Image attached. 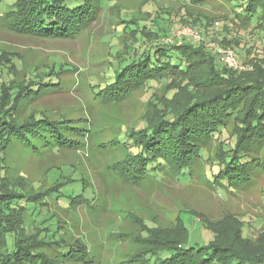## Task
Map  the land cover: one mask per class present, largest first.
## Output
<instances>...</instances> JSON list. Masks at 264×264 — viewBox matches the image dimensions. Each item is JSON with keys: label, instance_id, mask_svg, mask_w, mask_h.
I'll list each match as a JSON object with an SVG mask.
<instances>
[{"label": "rangeland", "instance_id": "1", "mask_svg": "<svg viewBox=\"0 0 264 264\" xmlns=\"http://www.w3.org/2000/svg\"><path fill=\"white\" fill-rule=\"evenodd\" d=\"M15 1L0 4V117L41 125L34 133L11 135L0 150V205L20 198V206H11L18 214L13 218H18V236L29 237L36 243L34 251L50 258L60 256L61 246L79 245L88 264H123L142 259L159 244L188 239L206 245L216 234L220 245L264 264L263 171L233 191L210 181L224 150L235 145L245 102L205 144L191 175L178 176L166 166L164 173L143 178L119 171L128 155L121 144L124 137L163 116L172 117L192 94L222 89L209 84V65L195 62L191 73L199 84L194 82L193 89L176 91L166 78L141 86L122 102L104 103L98 95L123 67L152 47L174 40L180 44L184 38L204 44L220 65L214 48L232 50L241 64L232 68L241 74L239 80L252 78L262 61L247 57L264 60V29L256 17L235 19L233 9L243 10L236 0L205 5H196V0H105L97 19L79 36L43 38L8 27L5 18L16 8ZM199 18L211 25L194 24ZM192 32L201 39L195 40ZM224 35L239 38L240 45L218 43ZM18 92L23 100L13 110ZM46 119L56 127H43ZM60 134L80 141L63 144ZM63 264L87 263L65 258Z\"/></svg>", "mask_w": 264, "mask_h": 264}, {"label": "trees", "instance_id": "2", "mask_svg": "<svg viewBox=\"0 0 264 264\" xmlns=\"http://www.w3.org/2000/svg\"><path fill=\"white\" fill-rule=\"evenodd\" d=\"M4 1L6 0H0V4ZM207 1L209 0H196L195 3L205 5ZM236 1L240 2L238 6H242L243 10L233 9L234 18L238 21H251L256 17L258 27L264 29V0ZM104 2L105 0H16V8L7 13L5 20L8 27L20 33L43 38H74L97 19ZM193 23L206 28L211 25V21L205 18L195 19ZM181 40L180 44H176L174 40V43H165V46H154L146 56L123 67L112 82L98 90L100 99L104 103L122 102L141 86L166 78L171 79L172 89L176 91L182 87L193 89L199 82H195L191 72L195 62L199 61L203 65H209V84L222 89L204 96L192 94L172 117L163 116L124 137V141L120 142L128 155L121 160L122 167L119 171L124 175L131 173L143 178L147 174L157 176L164 173L166 166L174 169L178 176L191 175L193 165L202 156L205 144L225 129L226 122L233 117L236 108L245 102L242 114L238 115L235 145L228 143L229 147L224 150L219 162L220 169L210 179L225 191L245 187L252 180L254 172L260 169L264 173V60L247 57L253 62H262L257 63L259 66L252 78L242 81L239 80L241 74L224 63L220 65L204 44H196L186 38ZM218 43L238 47L241 40L224 35ZM11 97L10 95V102ZM12 100L15 104L10 108L17 110L23 97L18 92ZM41 122L44 123L43 127H56V123L51 124L47 119ZM35 127L40 129L41 125H36L31 119L18 124L15 120L9 122L0 117V150L7 147L11 135L19 136L21 131L34 133ZM57 138L62 139L66 145L80 141L65 138L61 134ZM0 198H3L1 194ZM19 199L17 196L4 200L6 202L0 205V264H63L65 258H75L78 262L88 264L87 252L79 245H75V249H72L73 246H61L60 256L50 258L34 251L36 243L29 237L25 239L26 237L18 236L15 228L18 218L13 221L18 214L11 206L13 202L19 205ZM183 228L188 232L184 224ZM215 235L206 245L190 244L188 239H175L168 244H159L157 248L146 250L145 256L136 261L144 264H255L241 255L237 248L220 245ZM171 242H175L174 245ZM136 261L130 259L123 264H137Z\"/></svg>", "mask_w": 264, "mask_h": 264}, {"label": "built area", "instance_id": "3", "mask_svg": "<svg viewBox=\"0 0 264 264\" xmlns=\"http://www.w3.org/2000/svg\"><path fill=\"white\" fill-rule=\"evenodd\" d=\"M191 35L195 40L201 39V35L199 32H192ZM215 51L219 54L221 61L228 65V66H232V68H240L241 64L238 61V59L236 58V55L234 52H232V50H228V49H222L219 46L215 47Z\"/></svg>", "mask_w": 264, "mask_h": 264}]
</instances>
